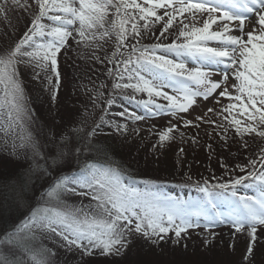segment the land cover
Segmentation results:
<instances>
[{
    "label": "snow or ice",
    "instance_id": "1",
    "mask_svg": "<svg viewBox=\"0 0 264 264\" xmlns=\"http://www.w3.org/2000/svg\"><path fill=\"white\" fill-rule=\"evenodd\" d=\"M33 2L38 12L32 16L27 31L14 47L0 51V143L4 146L0 153V223L9 225L0 230V264H54L55 252L37 243L38 234L58 238L61 247L79 251L81 259L97 253L123 259L137 239L156 248L168 240L177 245L190 229L203 226L208 233L210 228L224 224L234 229L233 236L247 233L249 243L243 259L251 264L258 229L264 228V148L248 165H237L245 174L230 180L193 182L186 174L185 186L201 193L195 202L130 187L122 182L118 168L110 161L105 165L86 163L79 175H66L64 169L74 156L99 143L98 126L89 128L87 117L82 115L78 121H72L71 127L53 134L52 147L45 152L29 130L34 113L28 107L19 68H39L45 73L50 70L58 86L57 54L69 38L85 48L98 49L101 42L115 37L116 50L109 63L117 54L121 58L114 64L117 79L112 87L147 94L148 99L138 103L151 115H158L162 111L187 113L198 97L210 98L221 88V82L212 79L213 69L224 65L226 69H235V92L227 87L219 91V97L227 98L229 103L216 114L228 122L236 135L264 138V0ZM19 3L20 0H12L13 5ZM21 7L27 9L30 5L25 2ZM0 12H4L2 7ZM246 21L252 24V31H245ZM161 23L157 40L166 38L165 34L179 25L175 39L171 43L141 44L143 34ZM235 31L240 35L233 34ZM132 39L136 42L129 44ZM187 60L196 66L189 68ZM46 79L51 82L50 76ZM125 79L128 82L124 83ZM228 79L225 71L223 82L226 84ZM166 88L175 94H169ZM52 98L56 99L55 91ZM154 98H162L167 104L157 103ZM96 99L94 96V104ZM113 102L111 98L107 100L109 105ZM214 111L208 109L209 113ZM129 116L135 120L144 118L135 113ZM196 119L204 121L203 117ZM184 124L198 127L190 120ZM115 129L121 135L128 131L126 124H116ZM174 129L176 125L159 133L161 146L175 138ZM257 163L261 165L259 169ZM222 167L226 166L222 163ZM53 173V180L44 185L43 181ZM38 184L42 188L40 199L48 206L29 210L30 194H35ZM77 187L87 189L80 194H90L95 204L87 208L68 205L63 197L75 194ZM241 187L252 188L255 194H239ZM218 199L229 202L228 211L218 210ZM25 212L27 215L17 223L15 218ZM209 243L205 238L206 247ZM132 264L169 262L133 260Z\"/></svg>",
    "mask_w": 264,
    "mask_h": 264
},
{
    "label": "rangeland",
    "instance_id": "2",
    "mask_svg": "<svg viewBox=\"0 0 264 264\" xmlns=\"http://www.w3.org/2000/svg\"><path fill=\"white\" fill-rule=\"evenodd\" d=\"M15 6L18 5H13L12 0H3L0 4V7L4 9V12H0V51L14 47L17 37L21 31L23 32L26 25L23 24L25 21L24 17L18 19L24 8H16ZM188 22L186 21V23ZM248 26L247 30L252 31V24ZM154 32L151 29L149 32L144 33L140 40H143V38L159 37L158 33ZM175 32H178V28L175 29ZM112 38L106 42H101V46L98 49L85 48L83 45L78 47V45L75 46L74 43L76 41L74 39L70 40L71 45L66 50V54H62L64 47L57 54V57L62 55L61 72L57 67V71L60 74L58 86L56 84V76L50 70L45 73L39 68L33 69L32 67H28L25 69L23 65L20 66V80L24 88L25 98L28 102V107L34 113L33 122L29 130L33 134H36V138L40 140L45 152L52 147L53 134L58 135L62 129L71 127L72 121H78L83 115L87 117L89 128L98 126L97 139L102 137L112 139L114 141L113 144L121 148L124 155L123 158L125 159L124 162L133 169H139L145 175L157 173L156 170L160 168L159 171H161L166 167L167 170L173 168V173H177L178 176L188 171H192V173L195 171L197 174L202 173L200 175L211 174L214 172H210L208 169L219 172L221 169L226 168L222 167V163L228 166V163L232 159L236 160L235 158H238V156L241 157V152L237 154V150L240 147H238V142L235 140V136L237 135L230 134L226 136V132H217V129H214L216 124L224 125V128L228 125V122L224 121L223 117L218 116L216 113H219L222 107H224L222 103L225 104V102H222L225 98L219 97V91H222L224 87H227L230 92L234 90L231 87L234 84L233 75H229L227 81L228 83L230 81L233 82L225 84L221 81V88L207 100L198 97L196 104L187 113L177 112V115L180 117H170L169 115L162 119L164 114L169 112L162 111L158 115H152L158 118L154 121H146V123L140 121L136 123V120L133 119L134 124L128 125L129 120L126 117L120 116L118 114L119 111L115 109L125 105L124 103L119 104V101H121L119 96L134 95L142 100H147L148 96L144 93H133L131 89L116 90L112 87L115 76L113 73L108 74L106 66L100 63V58H102L100 54L103 47H107L110 54L116 48L115 38L114 41ZM134 41L136 40H130L131 43ZM169 41L171 39L159 40L158 42ZM36 73H39V76ZM46 76L51 77V82L46 79ZM53 91L56 93L55 100L52 98ZM165 91H168L169 94L172 93L170 88H166ZM101 93H103L102 96L100 95ZM94 96L98 97L95 104L93 101ZM109 98L114 101L111 105L107 104ZM154 99L156 102H166L162 98ZM218 100L219 103H217ZM135 104L138 109L144 110L143 104ZM209 108L215 111L209 113ZM146 114H148V111ZM146 114L143 115L146 116ZM224 115H227V113ZM198 116L203 117L204 121L199 122L202 124V132L200 137L196 139V143H193L192 139L189 141L188 138H182L184 135L174 136L173 140L164 142L163 146L156 142L159 141L158 133L174 124L173 118L183 121H198L196 119ZM103 117L105 118L103 125L108 127L107 131H103L101 126ZM205 121H215V123ZM116 124H126L128 131L124 135L117 134L115 129ZM189 127L187 126L186 128ZM192 132L194 133V130ZM250 138L251 143L255 145L254 147L262 143V139L257 140L256 143V140L252 137ZM209 140L211 148L206 143ZM180 149H183V152H180ZM220 150L222 152H219ZM238 151L241 150L239 149ZM3 152L4 146L0 143V153ZM80 157V154L74 156L67 166L68 168L65 169H74L76 161ZM234 164H236L235 161ZM195 172L194 175L196 174ZM54 175L55 173L45 179L46 182L49 183V181L53 180ZM81 192H87V189L77 187V194L87 196L80 194ZM68 196H70L68 202L77 204L82 208L88 207L78 203L80 201L83 202L82 200L79 201V198L71 195ZM2 224L0 223V225ZM202 224L203 222L201 221ZM221 227L224 229L220 231L208 230V233L202 231L204 230L203 226L190 229L188 235L184 236L177 245H173L172 240L163 243L161 248L154 246L145 248L144 245L139 244L136 250L140 257L135 260H163L169 262V264H181V262L183 264H196V262L206 260L213 261V264H247L243 259L249 243L247 233H236L233 236L234 229L231 226L224 224ZM209 233H216V235L213 237ZM172 236L174 238V234ZM205 238L210 242L207 247L204 244ZM37 242L55 252V256L52 258L54 264H128L132 260L125 261L124 259L120 260L118 257H112L116 259H112L113 261L108 263L101 255L81 259L79 251L75 249L68 251L60 246L58 238H52L47 235L38 234ZM185 245L187 246L186 251ZM161 249L163 250L162 252ZM251 264H264V229L258 230V240L255 243Z\"/></svg>",
    "mask_w": 264,
    "mask_h": 264
},
{
    "label": "trees",
    "instance_id": "3",
    "mask_svg": "<svg viewBox=\"0 0 264 264\" xmlns=\"http://www.w3.org/2000/svg\"><path fill=\"white\" fill-rule=\"evenodd\" d=\"M194 130V133L192 132ZM184 131H182V135H184L182 138H188L189 141L193 138L198 139L200 137V134L202 132L201 127L197 128L196 126H193L191 128H184ZM189 131V132H188ZM185 133V134H184ZM159 134V133H158ZM173 136H182L181 133L178 134H172ZM34 136L36 137V134H34ZM208 136V135H206ZM227 139V138H226ZM99 140V143L95 144L93 149L91 150H86L82 153H80V158L77 159L76 164L74 166V169H78L83 167L86 163H95L98 165H105L107 164L109 161L112 162V164L118 168L120 175H125L128 176L127 179L128 180H134L137 178H141L143 180L146 181H154V182H159V183H174L176 185H185V182L187 180V175H190L192 177V181H197V180H203V179H208L209 182H222V181H227L232 179L234 176H240L241 174L238 172L240 171V168L237 167V165L240 166H244V165H248L249 164V160H253L252 158H246V153H247V149L245 147V144L240 145L239 149L241 151H237V154H240L239 152L242 153L241 157L238 156V158H235L236 160H233L231 162L228 163V166H226L225 169H221L219 172L218 171H213L208 169V171L210 172H214L211 174H205V175H200L202 173H196L195 171V175L194 172L192 173V171H188L187 173H181L179 176L177 175V173H173V168L168 169L167 167L164 170H160V168L158 170H156L157 173H149L147 175L143 174L139 169H133L132 167H129L128 164L125 161V159L123 158L124 155L122 153V150L120 147H118L117 145H114V141L110 138L107 137H102L97 139ZM159 143V141H156ZM209 141H206V143L209 145ZM205 143V144H206ZM50 146V145H48ZM97 149H99V151H97ZM176 149H178V147H176ZM238 149V150H239ZM179 151V150H178ZM181 152V151H180ZM219 152H222L221 150ZM220 157V156H219ZM231 158V157H230ZM234 161L236 162V164H234ZM68 168V167H66ZM64 170H69V169H64ZM155 170V169H152ZM167 170V171H166ZM217 173V174H215ZM143 174V175H142ZM157 174V175H156ZM200 175V176H198ZM49 178V177H47ZM215 178V179H214ZM44 185H47L48 183L43 181ZM41 192H42V188L40 187V185L38 184L36 189H35V194H30L29 197V205L31 209H42L46 206H48L45 202V200H41L40 196H41ZM69 196H67V194L63 197V200L71 206H76L79 207L77 204H73L68 202ZM24 215H27V212H25L23 215H19L17 216L16 222L18 223L20 220H23ZM9 225L6 223H3L2 225H0V230H3L5 227H8ZM38 243V242H37ZM137 243V245L134 246V244ZM135 243L132 246V249L129 250V254L124 258L125 261L127 260H131L128 264H132L133 260L137 259L138 257H140V255L137 252V247H139V244L144 245V247H149L152 245L150 243H147L146 241L143 240H139L137 239V241H135ZM163 243H161L162 245ZM160 245V248L162 247ZM148 250V248H147ZM132 254H136V255H132ZM104 260H107L108 263H111V261H113L112 259L108 258V257H103Z\"/></svg>",
    "mask_w": 264,
    "mask_h": 264
}]
</instances>
